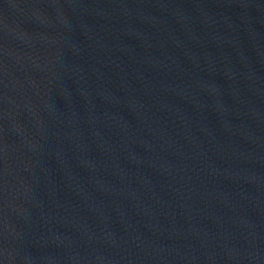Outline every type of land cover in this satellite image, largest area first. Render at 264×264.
I'll return each mask as SVG.
<instances>
[{"label": "water", "instance_id": "1", "mask_svg": "<svg viewBox=\"0 0 264 264\" xmlns=\"http://www.w3.org/2000/svg\"><path fill=\"white\" fill-rule=\"evenodd\" d=\"M0 264H264V0H0Z\"/></svg>", "mask_w": 264, "mask_h": 264}]
</instances>
